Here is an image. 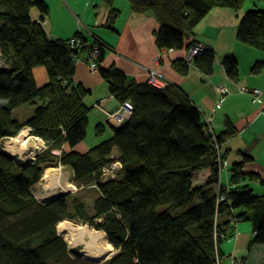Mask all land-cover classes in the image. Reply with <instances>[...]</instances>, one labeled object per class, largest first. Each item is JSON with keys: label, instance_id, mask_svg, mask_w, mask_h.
I'll return each mask as SVG.
<instances>
[{"label": "trees", "instance_id": "obj_1", "mask_svg": "<svg viewBox=\"0 0 264 264\" xmlns=\"http://www.w3.org/2000/svg\"><path fill=\"white\" fill-rule=\"evenodd\" d=\"M114 1L103 0L110 29L120 16ZM127 2L133 13L155 18L159 50H181L186 41L191 47L200 21L211 10L226 8L242 13L237 41L264 52V10L244 11L247 0ZM33 8L40 12L39 21L30 16ZM48 14L41 0H0V57L7 65L0 68V264H94L79 249L68 248L57 231L62 221H79L105 234L116 253L103 264H217L228 223H250L254 235L249 249L264 246V194L246 184L257 180L245 171L248 158L232 165L231 188L220 186L222 146L236 134L233 124L227 121L217 135L181 88L137 84L113 66L100 68L107 45L97 37L88 44L81 34L73 36L80 40V53L99 48L98 72L110 94L121 104L130 103L132 112L109 139L88 152L62 151L63 144L73 149L86 139L92 109L84 102L88 92L74 82L76 53L68 48L70 39L50 40L42 26ZM214 61L208 48L191 60L205 76L212 74ZM188 63L174 62L172 67L186 76ZM38 66L46 68L49 78L41 88L32 74ZM222 66L230 79L238 78L234 57H226ZM27 104L36 107L33 116L26 122L14 119L13 112ZM25 128L49 144L31 163L2 149ZM95 130L98 137L104 133L102 125ZM116 160L122 165L118 177L102 183L103 169ZM58 166L72 171L78 188L98 190L93 215L83 202L68 208L69 194L48 204L31 194L44 170ZM205 169L210 170L206 184L196 186L195 174ZM196 196L199 203L171 214V208H183Z\"/></svg>", "mask_w": 264, "mask_h": 264}, {"label": "crops", "instance_id": "obj_2", "mask_svg": "<svg viewBox=\"0 0 264 264\" xmlns=\"http://www.w3.org/2000/svg\"><path fill=\"white\" fill-rule=\"evenodd\" d=\"M41 1L49 7V14L41 23L50 40H68L79 33L86 38L88 44H93L94 37H97L110 48L105 50L100 68L113 66L137 84L147 83V70L156 69L168 84L181 88L190 97L217 135L224 131L227 121L233 124L236 134L222 146L224 160L220 186L229 190V171L232 165L248 158L245 171L257 176V180L252 183L248 181L246 184L250 185L257 195L264 194V52L237 41L241 12L216 8L200 21L194 30L193 41L213 51V72L205 76L190 61L188 74L181 76L173 69L172 64L189 61L190 42L186 41L187 44L181 50H159L154 37L159 28L155 18L151 14L133 13L127 0L114 1L113 7L120 11V16L113 24V29L106 27L109 8L103 0ZM263 2L264 0H250V7L245 10L255 7L264 10ZM30 16L32 20L39 21L40 12L33 8ZM231 56L238 62L239 73L236 80L230 79L222 66L223 60ZM0 60L2 67L6 68L7 65L1 57ZM32 74L37 88L49 83L44 66L33 68ZM74 82L88 92L84 102L92 111L86 139L73 149L63 144L62 151L84 154L109 139L114 129L122 125L123 122L110 118V115L121 110L123 104L110 94L108 84L100 72L90 71L85 63H75ZM221 87H225V93L220 91ZM242 89L259 90L262 101L253 102V95L243 92ZM98 125L104 127L101 137L96 136L95 128ZM90 126L94 128L95 139L88 143ZM7 153L14 158L18 157ZM53 153L60 155L58 150ZM114 157H119L117 151H114ZM61 169L65 170L73 182L72 171L65 167ZM209 176L208 169L198 171L194 176L195 185H205ZM44 185L41 186L40 182L31 189V194L41 204L56 196L43 201L36 197L37 191L46 194L59 188H45ZM225 229L226 237L219 244L220 256L217 264H231L232 259L242 264L264 263V246H253L249 249L254 235L250 223H228Z\"/></svg>", "mask_w": 264, "mask_h": 264}, {"label": "bare ground", "instance_id": "obj_3", "mask_svg": "<svg viewBox=\"0 0 264 264\" xmlns=\"http://www.w3.org/2000/svg\"><path fill=\"white\" fill-rule=\"evenodd\" d=\"M43 146V142L38 138L28 136L27 131H21L12 142L7 145L9 151L14 153H24L28 149H37ZM28 161H34V155L26 158ZM45 188L62 187L67 190L69 186L67 183L62 182L64 176L61 172L54 169H45ZM71 185V184H70ZM72 189V188H71ZM45 195L40 191L36 192V197L40 200L47 201L53 197ZM58 231L61 234H66V241L70 247L78 244L82 245L81 254L93 262H100L103 259L111 257L113 250L110 243L106 240L103 232H95L89 227L83 225H75L73 223L62 221L58 224Z\"/></svg>", "mask_w": 264, "mask_h": 264}, {"label": "rangeland", "instance_id": "obj_4", "mask_svg": "<svg viewBox=\"0 0 264 264\" xmlns=\"http://www.w3.org/2000/svg\"><path fill=\"white\" fill-rule=\"evenodd\" d=\"M264 3V2H263ZM247 7H250V0H247V2H246V4H245V7L243 8L244 10L247 8ZM78 39V38H77ZM80 41V40H79ZM81 45V44H80ZM107 48H109L108 46H106V49ZM163 51H165V50H163ZM169 51V50H168ZM85 53H76V57H78V56H83ZM191 60H193V59H191ZM78 62H82V63H85L86 65H88L86 62H84V61H78ZM78 62H75V63H78ZM2 67V61L0 60V68ZM88 67H89V65H88ZM89 69H90V67H89ZM91 71V70H90ZM35 106H33V105H31V104H27V105H25V106H23L22 108H21V110H18V111H16L14 114H13V118L14 119H16V120H19L20 122H26L27 120H29L32 116H33V113H34V111H35ZM23 130H26L27 131V134H28V136H30V137H33V138H38V137H35V136H32L31 135V130L29 129V128H25V129H23ZM22 130V131H23ZM21 132V131H20ZM13 139V138H12ZM12 139H8V140H6L4 143H3V145H2V148L6 151V152H10V153H12L14 156H18L21 160H23V161H25V162H28V160L26 159V158H24L23 156H22V153H14V152H11V151H9L8 150V148H7V145L9 144V143H11L12 142ZM38 139H40V138H38ZM92 139H95V136H94V128L92 127V126H90V128H89V132H88V139H87V141H88V143H91V141H92ZM42 142H43V146L42 147H40V148H37V149H32V148H30V149H32L33 150V152H32V154L31 155H34V161L36 160V158L39 156V155H42L47 149H48V147H49V144H48V142H46V141H44V140H42V139H40ZM117 161V160H116ZM62 167V166H61ZM61 167L60 166H58L57 168H54V167H48V168H46V169H54V170H56V171H59V172H61L62 173V175L64 176V178H62V182L64 183H67L68 184V186H69V189H67V190H65V188H64V190L62 189V187L60 188H58L57 190H55L54 191V193H55V195L54 196H56V197H54V198H57V197H59V196H61V195H63V194H69L68 196V199H67V201H66V203H67V207L68 208H72L74 205H76V204H78L79 202H83V203H85V205H86V208H87V211H88V213H89V215H93L92 214V209H93V201H94V199L99 195V192H98V190L97 189H95L94 187L93 188H88V189H81V188H78L77 186H75L74 185V183L72 182V179L68 176V174L65 172V170H62L61 169ZM116 170H119V166H116V168H115ZM115 170V171H116ZM44 173H45V170H44ZM119 173V172H118ZM114 176H115V174H114ZM45 174L43 175V180H41V186H43L46 182V180H45ZM118 177V174H117V176H116V178ZM115 178V179H116ZM114 179V178H113ZM103 183H105V182H103ZM71 184V185H70ZM39 187V186H38ZM72 188V189H71ZM52 193L51 192H47L45 195H51ZM54 198H51L50 200H52V199H54ZM220 200V199H219ZM199 201H200V198H199V196H196V198H195V200H194V202H192V203H189V204H187L185 207H183V208H178V209H176V208H171L170 209V212H171V214H177V213H182V212H184V211H186V210H188V209H190L191 207H193L194 205H196L197 203H199ZM67 222H70V223H73V224H75V225H83V226H86V227H89V225L87 224H82V223H80L79 221H67ZM90 228V227H89ZM91 230H93V231H95V232H101V231H97V230H95V229H93V228H90ZM58 231V230H57ZM62 237L64 238V240L66 241V234H62ZM107 240V239H106ZM67 242V241H66ZM67 245H68V243H67ZM69 246V245H68ZM70 247V246H69ZM71 249H75V248H77V249H79V253L81 254V249H82V245H80V244H78V245H76V246H73V247H70ZM112 250H113V253H112V255H111V257L116 253V251L112 248ZM82 255V254H81ZM111 257H109L108 259H103L102 261H100V262H98V264H103V263H105L106 261H108ZM86 258V257H85ZM86 260H88L89 261V259L88 258H86ZM233 261V259L231 260V262ZM89 262H91V261H89ZM232 264V263H231ZM242 264V263H241Z\"/></svg>", "mask_w": 264, "mask_h": 264}, {"label": "built area", "instance_id": "obj_5", "mask_svg": "<svg viewBox=\"0 0 264 264\" xmlns=\"http://www.w3.org/2000/svg\"><path fill=\"white\" fill-rule=\"evenodd\" d=\"M68 48L70 51L74 53H79L80 52L79 39L72 37L68 42ZM204 48L205 47L202 44L194 42L190 48L188 60L191 61V59H193ZM98 56H99V48L94 45V47L89 49L88 52L84 54L83 56L75 57V62L84 61L89 65L90 70L92 72H98V65H97ZM147 73H148L147 83L149 85L159 88V89H163L168 85V82L159 74V72L156 69H148ZM220 91L222 93H225L226 92L225 87H221ZM242 91L251 93L253 95V102L262 101V98H261L262 94L259 90L242 89ZM131 112H132V105L130 103H124L121 107V110H119L118 112L114 114H111L110 118L117 119L119 122H124L125 120L129 118V116L131 115ZM204 120L206 121L207 124H209V122L206 119ZM217 149H219V147H217ZM116 166H119V170L115 169ZM121 168H122L121 163L119 161H114L111 165L103 169V173H102L100 181L103 183L106 181L113 180V178L115 179L117 174L120 173ZM219 199H220L219 201L223 200L222 197ZM231 263L241 264L240 261H236V260H233Z\"/></svg>", "mask_w": 264, "mask_h": 264}, {"label": "water", "instance_id": "obj_6", "mask_svg": "<svg viewBox=\"0 0 264 264\" xmlns=\"http://www.w3.org/2000/svg\"><path fill=\"white\" fill-rule=\"evenodd\" d=\"M4 151H5V150H4ZM32 152H33L32 149H28L27 151H25V152L22 154V156H23L24 158H27V157H29V156L32 154ZM28 163H31V162L28 161ZM54 199H56V198H54ZM54 199H52V200H54ZM52 200H50V201H52ZM50 201L46 202L45 204H48ZM57 230H58V229H57ZM58 234H59L60 236H62V234H60L59 231H58ZM66 243H67V242H66ZM68 248L71 249L69 246H68ZM80 256L83 257L84 259H86V258H85L84 256H82L81 254H80ZM89 261H91V260H89ZM91 263L98 264V262H93V261H91Z\"/></svg>", "mask_w": 264, "mask_h": 264}]
</instances>
